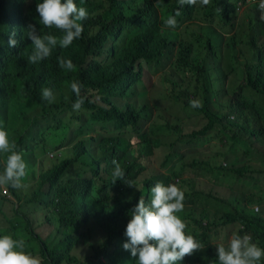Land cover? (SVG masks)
Returning a JSON list of instances; mask_svg holds the SVG:
<instances>
[{"label":"trees","instance_id":"16d2710c","mask_svg":"<svg viewBox=\"0 0 264 264\" xmlns=\"http://www.w3.org/2000/svg\"><path fill=\"white\" fill-rule=\"evenodd\" d=\"M40 2L42 0H0V115L3 116L4 121L9 115L2 111L7 107H15L23 101L48 112V102L42 99L41 90L50 88L56 97L51 105L57 120L55 124L62 121L60 126L69 133L70 141L66 145L65 140L61 141L59 135L46 131L47 128L43 132L39 151L30 147L23 138L18 139L17 150L24 155L25 160L30 156L51 159V167L40 175L38 189L48 185L44 192L52 195L53 204L49 206L47 201L43 203L52 209L57 220L50 216L47 218L48 225L53 229L48 235V240L34 233L26 215L24 217L28 225L23 231L24 234L17 232L13 236L16 240H24L25 250L34 256H39L42 264H85L79 259L82 247L86 243L97 253L91 259L92 264L93 262L94 264H131L133 260L130 252L127 258L121 255L125 251L122 245L127 242V237L124 235L127 223L131 219L132 210L140 200L137 196L143 195L145 202H150V188L159 181H153V178L142 181L136 179L137 164L131 158L130 162L126 154L119 150L127 143L122 134L112 135L109 139L87 138V126L84 122H108L115 131L125 130L130 126L136 128L141 119V111H134V108L129 106L128 98L132 96H139L145 100L150 98L140 78L142 64L157 62L169 52L171 47L178 45L179 33L164 26L168 16L174 15L179 9L181 15L176 17L177 21L194 18L206 30L217 29L218 26L234 27L238 12H241L239 3L243 4L244 1L211 0L207 6L193 7L180 6L178 0H162L159 5L155 4L156 0H143L135 7L126 9L123 7L125 4L123 0H84L83 4L81 0H75L78 7H84L88 11L87 19L81 22L84 29L81 37L66 49L57 46L50 57L32 64L28 61L33 51L32 42L26 34L29 24L35 22L37 29H41L42 35L52 34L58 37L62 35L55 28L48 29L39 24L35 9L36 4ZM25 4L28 5L27 11L24 10ZM158 11H164L163 19H156ZM247 25L249 32L244 30L240 33L237 30L226 42V57L230 62H235L240 52L249 56L241 71L243 82L241 81L237 89L231 92L230 100L223 107L227 112L215 111L211 108L215 93L209 86L206 57L215 52L214 40L216 41L217 38L213 39L208 34L197 36L196 47L205 51L201 59L199 54H193L194 51L185 43L178 49L176 56L181 68L188 69L189 63L193 64L195 66L193 69L199 72L200 78L178 101L177 109H184L197 117V123L201 122V128L192 132L189 140L180 136L174 139V136L181 132L174 123L171 136L176 147L179 143L193 145L196 142L208 141L217 129L219 131L217 137L222 133L221 130H229L233 134L228 138L249 148H253L252 143L264 139V111L262 107L258 110L260 102L251 99L247 94L249 90L264 94V42L255 38L260 33L262 35L263 31L254 33V22ZM13 32L18 43L16 47L10 48L8 39ZM58 57L71 59L76 66L75 71L68 72L60 68ZM227 67V62L220 64V71L216 72L220 76L222 86L235 70L231 67L228 71ZM73 81L82 85L81 97L85 102L79 111L73 109V104L78 99L70 88ZM139 86L141 91L137 90ZM96 96L98 98L94 99ZM172 98H176L175 95H172ZM192 100L201 101L202 107L192 108L190 106ZM104 103L110 108L104 107ZM245 107L256 109L257 117L262 123L251 124L249 122L251 116L248 115L246 117L248 125L239 124L235 127L230 115L236 108L241 111ZM82 113L85 118L83 123L80 121ZM69 114H71L69 118H64ZM72 123L75 124V128L70 134ZM134 139L145 141L146 135L132 137L129 142H133ZM220 140L225 142L223 139ZM91 141L96 142V145ZM94 149L101 154L94 158L95 165L91 167L89 177H72L63 181L62 178L67 170L86 155H90ZM66 151H71V155L64 156ZM7 155L3 156L0 153V172L4 169ZM258 155L262 156V152L258 151ZM113 159L119 162L125 173L124 179L115 183L112 179ZM198 163L194 162L193 165ZM249 171V165L245 164L234 169L233 172L245 174ZM128 181H132L134 186L129 187L126 184ZM1 189L17 195L10 186L0 187V193ZM132 196H134L133 203L130 200ZM238 205L239 207L233 210L234 213L224 217L223 224L239 222L243 226L239 235L243 236L251 231L261 248H264V218L244 216L238 212L241 208L240 204ZM20 212L19 210L16 213L17 217ZM94 221L98 224L90 227ZM99 229L104 237L94 239L93 236ZM207 229L201 223V219L194 217L191 232L203 243L209 239ZM72 254H77L79 258L73 259ZM215 260L214 254L207 250L188 256L186 264H213Z\"/></svg>","mask_w":264,"mask_h":264},{"label":"rangeland","instance_id":"374dc122","mask_svg":"<svg viewBox=\"0 0 264 264\" xmlns=\"http://www.w3.org/2000/svg\"><path fill=\"white\" fill-rule=\"evenodd\" d=\"M123 1L125 3L123 7L129 9L143 0ZM243 1L245 8L238 12L234 27L224 28L218 26L217 29L206 30L194 18H184L177 21L175 30L179 33L178 45L171 47L169 52L159 58L157 62H145L141 66L142 76L140 78H142L150 98L147 100L141 99L139 96L128 98L129 106H132L136 112L141 111V119L136 128L130 126L125 130L115 131L108 122L95 121L91 123L85 121L83 113L80 119L82 123L85 121L84 125L87 126V138H97L99 140L106 137L109 139L112 135L122 134L127 143L119 150L124 152L129 160L131 158L137 164L135 167L136 179L139 178L142 181L153 178V181H159L165 185L176 184L184 192V210L178 215L187 223L186 232L191 235H193L191 227L193 226L194 217L201 219V223L208 228L206 233L209 235V239L205 243L206 247L201 252L210 250L216 260L218 257L215 245L224 243L226 246L231 236L234 233L239 234L240 229H243L239 222L228 225L223 224L224 217L227 214L234 213L233 210L235 207H239L238 204L241 206L238 211L240 214L250 218H264V139H261L258 143H252L253 148H249L247 145L228 138L233 134L229 130H221L220 138L217 137L219 133L217 129L208 141L196 142L189 146L178 144L180 149L176 147L172 142L171 132L178 116L182 119L179 124L183 128V135L201 128V122L197 123V117L182 109L177 110L178 101L186 95L189 88L196 84L200 76L199 72L193 69L195 66L191 63H189L188 69H182L177 62L176 53L180 46L185 43L194 51L193 54L198 53L199 59H201L205 55V51L198 50L196 47L197 36L208 34L213 39L217 38L216 41L214 40L215 52L206 57L209 86L215 93V100L211 108L215 111L227 112L223 107L230 100L231 92L241 84L243 80L241 71L249 56L240 52L237 54L235 62H230L226 57V42L237 30L240 33L244 30L249 32L247 24L250 22H254V33L263 31L262 35L260 33L255 38L264 42V21L260 20L261 13L258 7H249L245 0ZM193 7L203 6L197 3ZM27 8L28 5L25 4L24 10L27 11ZM164 16V11L156 13V19H163ZM250 17L252 18L250 19ZM32 24L35 23L32 22ZM226 62L228 63V71L231 67H234L235 70L222 86L220 76L216 72L220 71V64ZM137 90L141 91V86ZM247 94L251 99L259 101L260 105L257 109L259 110L262 107L264 111V94L261 95L252 90H249ZM172 95H175L176 98H172ZM97 98V96L94 97V99ZM113 100H118V98H113ZM51 105L52 103H48V112L33 107L25 101L15 107H7L2 113L8 114L9 117L3 121V116L0 115L1 128L8 132L9 140L14 141L17 147L19 146L18 139L23 138L30 147L39 151V147L42 145L43 132L46 128V131L59 135L61 141L65 140V144L68 145L70 135L60 126L62 121L55 124L57 120L51 110ZM104 107L110 108L105 103ZM70 115H65L64 118H69ZM248 115L251 116L249 121L251 124L262 123L257 117L256 109L249 107H245L241 111L236 108L233 114L230 115V119L233 120L235 127L239 124L248 125L246 119ZM74 128L75 124L72 123L70 134ZM143 134L146 135L145 141L134 139L133 142H129L130 138H138ZM220 139L225 142H221ZM91 143L96 145V142L91 141ZM258 151L262 152V156L258 155ZM5 154L2 153L3 156ZM100 154V151L94 149L90 155H86L80 162L72 165L62 180L66 181L72 177H89L91 167L95 165L94 158L99 157ZM68 155H71V151L64 153V156ZM22 156L24 159L23 154ZM50 160L48 157L35 156H30L28 160L24 159L28 166L26 169L27 174L22 179V184L25 187L20 189L11 187L14 191L20 192L21 195H13L1 189L0 236L11 234L15 239L14 233L24 234L23 231L28 225V221L24 217L26 215L31 222L34 233L48 240V235L52 233L53 229L48 225L47 218L48 216L54 220H57V218L52 209L43 203V201H47L49 206L53 204L52 195L44 192L48 185L39 189L38 187L41 173L51 167ZM194 162L199 163L193 165ZM245 164L249 165V172L245 174L233 172L234 169ZM133 199L134 196L130 198L132 203ZM256 206H259V211L256 210ZM19 210L21 212L17 217L16 213ZM97 224L94 221L90 224V227ZM198 229L204 231L201 228ZM247 234L252 237L254 243L261 247L251 231ZM103 237L104 235L100 229L93 236L94 239H102ZM89 239H91L90 233ZM128 253V251H123L121 255L123 258H127ZM96 254L86 243L82 247L79 260L84 261L85 264H92L91 259ZM72 258H79V256L72 254ZM131 258L133 260L131 264L137 262V258L132 256ZM186 260L187 257L184 258V264H186ZM261 264H264V261H261Z\"/></svg>","mask_w":264,"mask_h":264},{"label":"clouds","instance_id":"9594fccd","mask_svg":"<svg viewBox=\"0 0 264 264\" xmlns=\"http://www.w3.org/2000/svg\"><path fill=\"white\" fill-rule=\"evenodd\" d=\"M211 0H178L180 6H194L199 3L201 6L209 5ZM84 3V0H81ZM162 0H156V5ZM258 9L261 13L260 20L264 21V0H259ZM39 24L45 28H55L62 35L41 34L37 24H29L26 30L27 38L31 40L33 51L28 61L36 64L51 56L53 49L59 46L62 49L70 47L75 40H78L83 33L82 21L88 17V11L84 7H78L75 0H42L36 4ZM181 15L179 9L174 15H169L164 21V26L169 29L177 27L176 17ZM13 32L8 39V46L16 47L17 40ZM59 67L72 72L76 66L71 59L58 57ZM71 91L78 99L73 104V109L79 111L84 104L81 97L82 85L73 81L70 85ZM42 99L48 103H54L56 97L50 88H43ZM192 108L202 107L199 100L190 101ZM181 108H178L179 110ZM184 110V109H182ZM186 111V110H184ZM189 113L188 111H186ZM190 114V113H189ZM181 117H177L175 124L180 128L179 135L189 140L190 134L183 135V128L180 126ZM174 138V139H176ZM182 144V143H179ZM184 145V144H182ZM185 146V145H184ZM189 146V145H188ZM0 153H6L7 159L2 172H0V187L10 186L14 189L25 187L22 179L26 176L27 164L23 156L17 151V144L9 140L7 131L0 128ZM113 183L123 180L125 173L119 162L112 160ZM133 187L132 181L126 182ZM8 192V191H7ZM11 193V192H8ZM17 195L20 192L15 191ZM151 199L146 203L143 196L131 212V219L127 223L124 235L127 242L122 247L130 252L133 258H137L136 264H184V258L192 256L205 249L206 245L191 234H187V223L181 219L178 213L184 210V192L176 184L165 185L157 182L150 188ZM136 197V198H137ZM259 211V206H256ZM218 259L214 264H261L264 261V248L259 247L252 241L248 234L243 236L233 234L227 245L219 243L215 245ZM187 261V260H186ZM0 264H42L39 256H34L25 251V241L16 240L11 234L0 236Z\"/></svg>","mask_w":264,"mask_h":264},{"label":"built area","instance_id":"2783aa9c","mask_svg":"<svg viewBox=\"0 0 264 264\" xmlns=\"http://www.w3.org/2000/svg\"><path fill=\"white\" fill-rule=\"evenodd\" d=\"M247 6H257L259 4V0H246ZM239 6L241 7V11L245 8V6L242 3H239Z\"/></svg>","mask_w":264,"mask_h":264}]
</instances>
